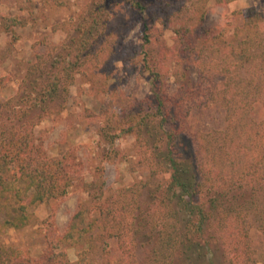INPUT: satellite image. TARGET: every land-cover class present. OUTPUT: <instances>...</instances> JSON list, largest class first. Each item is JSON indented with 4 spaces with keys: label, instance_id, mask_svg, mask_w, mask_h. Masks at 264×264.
Wrapping results in <instances>:
<instances>
[{
    "label": "trees",
    "instance_id": "obj_1",
    "mask_svg": "<svg viewBox=\"0 0 264 264\" xmlns=\"http://www.w3.org/2000/svg\"><path fill=\"white\" fill-rule=\"evenodd\" d=\"M119 1L124 6L122 17L133 14L143 22L141 61L152 75L150 94L132 101L124 116L107 118L97 136L108 157L116 154L115 141L125 134L134 135L148 150L139 151L138 164L156 179L150 195L153 209L144 212L137 207L135 227L129 231L130 240L143 253L138 264H262L264 252L253 237H264V12L246 10L234 45L219 43V34L204 27L208 0H191L190 6L163 4V0ZM213 1L225 5L234 0ZM28 21L4 15L0 30L9 32ZM157 25L173 35L174 45L165 48L160 59H174L180 66L169 67L178 92L191 91L194 70L198 77L212 75L220 80V88H213L205 103L223 109L222 128L184 133L189 108L184 112L176 97L167 93L161 66H150L157 56L150 46L163 35ZM36 60L27 68L15 97L0 101V232L26 227L30 207L56 204L78 185L87 198L77 205L62 234L54 229V213L45 220L43 258L35 260L0 246V264H121L117 258H97L107 239L127 235L117 229L112 202L103 200V169L96 168L95 177L85 181L73 149L49 157L43 141L32 133L42 115L68 91L61 81L73 75L64 69L58 77L51 70L54 65L45 66V57L37 55ZM5 85L1 78L0 89ZM35 111L39 114L29 118ZM226 233L235 239L227 263L213 252L219 251L217 245ZM64 246L80 249L75 260L67 258ZM105 251L110 256V250Z\"/></svg>",
    "mask_w": 264,
    "mask_h": 264
},
{
    "label": "rangeland",
    "instance_id": "obj_2",
    "mask_svg": "<svg viewBox=\"0 0 264 264\" xmlns=\"http://www.w3.org/2000/svg\"><path fill=\"white\" fill-rule=\"evenodd\" d=\"M118 2L0 0V17L18 15L29 20L24 27H14L9 32L0 30V79L4 78L6 82L5 87L0 89V101L15 97L27 68L37 62V55L45 57V66L54 65L50 69L58 77L64 75V69L72 70L71 78L61 81V87L68 91L54 102L49 113L42 115L32 133L43 141V148L49 157L58 156L59 150L66 152L73 149L85 181L95 177L96 168L103 169V200L108 205L112 202L116 209L117 229L127 232V235L120 239H107V247L98 251L97 258L105 261L117 258L121 264H138L143 253L136 247L135 241L130 240L129 231L132 232L135 227L132 222L138 212L137 207L139 211L152 212L150 195L156 188V179L146 167L138 164L139 151L146 147L141 148L134 135H121L113 146L116 154L108 157L107 148L97 136L98 128L107 118L124 116L131 111L129 105L132 101L143 100L150 94L152 75L141 61L145 53L143 22L133 14L130 18L122 17L124 6ZM165 2L190 6L191 0H163V4ZM249 8L264 12V0H234L225 5H215L213 0H208L203 25L212 33L219 34V43L224 40L234 44L236 31L243 27L244 14ZM156 28L163 35L160 41H154L150 46L157 52L150 66H161L167 93L176 97L175 101L184 112L189 108L184 133L191 135L199 130L222 128L223 109L218 106L209 108L205 103L213 88H220V80L212 75L198 77L194 70L191 81L195 84L189 89L191 91L184 94L178 92L169 67L180 66L175 64L174 59H160L165 48L174 45L173 35L164 26L157 25ZM219 43L216 46L224 49V45L219 46ZM185 65L183 63L182 68ZM38 114L37 111L32 112L29 118ZM86 198L78 185L56 204L30 207L29 224L20 230L0 232V246L19 250L35 260L43 258L45 220L54 213V229L57 234H62L77 205ZM221 236L223 243L217 245L219 251L214 249L213 252L215 257L227 263L234 254L235 239L228 233ZM257 240L264 252V237L257 234L253 242ZM62 249L70 261L75 260L80 252V249L68 246ZM105 250H110V256Z\"/></svg>",
    "mask_w": 264,
    "mask_h": 264
}]
</instances>
